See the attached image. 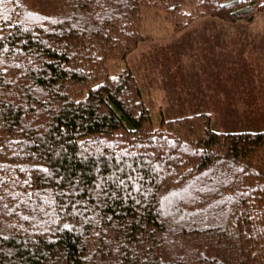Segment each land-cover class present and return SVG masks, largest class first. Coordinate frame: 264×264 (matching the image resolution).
I'll list each match as a JSON object with an SVG mask.
<instances>
[{"label":"trees","instance_id":"1","mask_svg":"<svg viewBox=\"0 0 264 264\" xmlns=\"http://www.w3.org/2000/svg\"><path fill=\"white\" fill-rule=\"evenodd\" d=\"M259 2L0 0V264H264V130L155 126L111 72L157 11L177 33Z\"/></svg>","mask_w":264,"mask_h":264},{"label":"rangeland","instance_id":"2","mask_svg":"<svg viewBox=\"0 0 264 264\" xmlns=\"http://www.w3.org/2000/svg\"><path fill=\"white\" fill-rule=\"evenodd\" d=\"M156 14L145 40L111 67L132 69L154 125L162 113L204 111L218 131L264 130V10L253 24L204 16L177 33Z\"/></svg>","mask_w":264,"mask_h":264},{"label":"crops","instance_id":"3","mask_svg":"<svg viewBox=\"0 0 264 264\" xmlns=\"http://www.w3.org/2000/svg\"><path fill=\"white\" fill-rule=\"evenodd\" d=\"M256 20V18H254L251 22H249V24H253Z\"/></svg>","mask_w":264,"mask_h":264}]
</instances>
